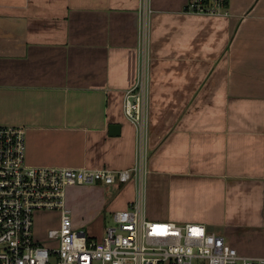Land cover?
<instances>
[{
  "label": "crops",
  "instance_id": "crops-1",
  "mask_svg": "<svg viewBox=\"0 0 264 264\" xmlns=\"http://www.w3.org/2000/svg\"><path fill=\"white\" fill-rule=\"evenodd\" d=\"M187 2L148 0L144 27L143 0H0V124L26 130L35 166L120 170L143 152L147 217L264 257V0H230L227 16ZM143 74L141 127L125 99ZM115 186L107 205L108 186H70L66 205L81 187L101 190L92 218L139 200L136 181Z\"/></svg>",
  "mask_w": 264,
  "mask_h": 264
},
{
  "label": "built area",
  "instance_id": "built-area-1",
  "mask_svg": "<svg viewBox=\"0 0 264 264\" xmlns=\"http://www.w3.org/2000/svg\"><path fill=\"white\" fill-rule=\"evenodd\" d=\"M230 0H188L186 12L227 16ZM143 0V25L151 9ZM145 75L128 91L125 113L143 126L147 113ZM26 130L0 124V264H264L244 256L223 235L204 224L153 220L145 214L142 190L147 156L131 168H70L27 163ZM136 181L139 200L113 214L100 238L74 226L66 189ZM56 213V226L37 231L36 217Z\"/></svg>",
  "mask_w": 264,
  "mask_h": 264
},
{
  "label": "rangeland",
  "instance_id": "rangeland-1",
  "mask_svg": "<svg viewBox=\"0 0 264 264\" xmlns=\"http://www.w3.org/2000/svg\"><path fill=\"white\" fill-rule=\"evenodd\" d=\"M114 185L108 186L107 190L102 191V194L106 195L105 204L108 203L110 198L115 194L117 187ZM89 186V185H88ZM110 189V190H109ZM70 190V189H69ZM67 191V195L71 197V214L73 218L74 226L82 225L89 235H96L98 238L101 237L103 229L106 226H109L114 223L113 214L116 208L106 206L102 211L100 217H93V211L97 212L99 206V197L101 195V190L88 191L86 188H75L73 191ZM67 196V197H68ZM121 200V199H120ZM107 205V204H106ZM67 207L69 205L67 204ZM159 214L152 215L151 219L158 221H166V218L163 215L157 216ZM56 213L49 212L46 214H41L36 217L38 219L37 232L40 234L43 230H46V227L56 226V221L54 220ZM97 218V219H95Z\"/></svg>",
  "mask_w": 264,
  "mask_h": 264
},
{
  "label": "water",
  "instance_id": "water-1",
  "mask_svg": "<svg viewBox=\"0 0 264 264\" xmlns=\"http://www.w3.org/2000/svg\"><path fill=\"white\" fill-rule=\"evenodd\" d=\"M121 126L119 124H111L110 125V133L111 135H118L120 133Z\"/></svg>",
  "mask_w": 264,
  "mask_h": 264
},
{
  "label": "trees",
  "instance_id": "trees-1",
  "mask_svg": "<svg viewBox=\"0 0 264 264\" xmlns=\"http://www.w3.org/2000/svg\"><path fill=\"white\" fill-rule=\"evenodd\" d=\"M121 185H123V184H121Z\"/></svg>",
  "mask_w": 264,
  "mask_h": 264
}]
</instances>
